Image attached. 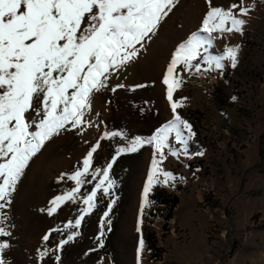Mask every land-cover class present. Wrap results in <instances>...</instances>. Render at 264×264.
Returning <instances> with one entry per match:
<instances>
[{"label":"rangeland","instance_id":"obj_1","mask_svg":"<svg viewBox=\"0 0 264 264\" xmlns=\"http://www.w3.org/2000/svg\"><path fill=\"white\" fill-rule=\"evenodd\" d=\"M243 2L245 7L254 5L248 15L240 17L246 21L243 33H213V46L207 53L220 55L222 45H239V51L244 47L247 62L239 67L237 78L230 80L223 75L210 93L206 78L209 71L197 72L195 67L184 70L182 65L176 70L183 81L173 93V100L182 104L177 114L195 132L187 151L207 148L216 151V157L210 154L204 159L194 155L186 159L184 146L176 142L175 133H170L169 143L178 155L163 149L165 158L159 167L173 173L176 179L164 183V177L158 173L160 182L153 183L142 208L154 145L144 143L136 152L118 154L136 137L147 141L173 120L166 85L162 83L167 66L175 49L193 32L208 35L199 31L209 10L205 0H179L163 18L156 34H150L151 39L144 42L137 57L112 75L107 87L94 93L85 123L78 128L69 125L68 130L54 136L25 168L11 202L0 209V226L11 233L0 236V241L10 245L2 254L7 264H137L141 238L144 247L140 264H264V135L262 157L244 175L247 185L243 194L256 204L242 226L235 225L229 203L216 202L213 178V174H220L223 163L232 171L231 163L237 161L234 155L248 140L243 135L249 133L245 126L240 131L229 127L222 111L226 108L225 98H221L231 95L248 99L246 92L263 80L264 0ZM239 3L240 0H212L213 7L225 9ZM201 53L204 54L203 50ZM201 61L193 64L205 67ZM238 108L246 111L245 106ZM226 130L235 146L226 141ZM113 132L119 135H110ZM94 146L89 171L77 186L71 176L83 171V160ZM230 153L234 162L227 157ZM156 159L159 161V153ZM108 164L112 165L108 175L112 186L105 193L108 183L101 185L89 208L84 201L103 179V169ZM208 174H212V179L196 185ZM218 180L226 182L224 178ZM207 187H212V193H207ZM160 192L170 199L178 198L170 214L160 207L156 198ZM66 194H72V198L64 200L49 215L51 202ZM81 217L77 227L76 220ZM165 218L173 219L170 227L174 231L163 225ZM249 231L256 236H250ZM45 235L49 236L47 241L43 240ZM69 236L73 239L68 240ZM61 240L68 242L58 247ZM45 250L46 254L41 255Z\"/></svg>","mask_w":264,"mask_h":264},{"label":"snow or ice","instance_id":"obj_2","mask_svg":"<svg viewBox=\"0 0 264 264\" xmlns=\"http://www.w3.org/2000/svg\"><path fill=\"white\" fill-rule=\"evenodd\" d=\"M178 2L0 0V160L3 161L0 162V209L11 202L10 197L32 158L46 142L61 131L68 130L69 125L78 128L85 123L84 117L91 108L94 93L107 87L111 76L137 57L144 42L156 34L163 18ZM205 2L209 10L199 31L208 35L201 36L193 32L180 43L162 79L174 113L173 120L158 129L147 141L136 137L127 148H120L118 152H136L144 143L154 145L142 208L147 203V195L153 183L160 182L158 173L164 177V183L176 179L173 173L159 167L165 158L163 149L168 148L171 155H178L169 143V134L175 133L176 142L184 146V155H192L188 153L187 146L195 132L192 125L177 114V108L182 104L173 100L174 90L183 82L176 72L177 67L182 65L184 70L195 67L199 72L200 63L193 64V61L201 59L209 66L214 64L217 69L224 67L221 61L225 59L231 62L233 68L237 66L239 45L225 47L222 55L207 54L213 46L212 34L233 31L242 34L246 21L240 17L248 15L254 5L245 7L243 0H240L239 4H232L225 9L213 7L212 0ZM236 9L238 11L234 12ZM110 135L116 136L119 133L113 132ZM95 151L94 146L84 158L83 171H77L71 176L77 186L82 182L81 177L88 173ZM156 153L160 155L159 161ZM203 154L194 153L200 156ZM111 167L108 164L103 169V179L85 199L84 203L89 208L101 185L108 183V187L104 188L105 193L112 186L113 182L108 179ZM71 198L72 194L56 197L51 202L53 207L48 210L49 215L60 203ZM82 218L76 220L77 227ZM137 231H140L139 223ZM10 235L0 226V236ZM48 239V235L43 237L45 241ZM71 239L73 237L69 236L68 240ZM68 240H61L58 247H62ZM9 247V243L0 241V264H7L2 254ZM143 247L144 240L141 238L137 249V264H140ZM56 259L59 261L60 257Z\"/></svg>","mask_w":264,"mask_h":264},{"label":"crops","instance_id":"obj_3","mask_svg":"<svg viewBox=\"0 0 264 264\" xmlns=\"http://www.w3.org/2000/svg\"><path fill=\"white\" fill-rule=\"evenodd\" d=\"M225 47H227V45H222L219 51L220 55L223 54ZM244 49L245 48L242 47V51L238 50V62L235 68L231 66V62L229 60L225 59L221 61V63L224 64V67L222 69L215 68L214 64L209 66L208 64L204 63L203 60L201 62L206 66L202 67L201 69H203V71H205L206 73L207 71H209L210 74H214L216 71H222L224 75H227V79L233 80L237 78L239 67L244 66L243 64H246L247 62L244 60ZM262 77L263 80L258 82L259 85L254 90L252 89L251 91L246 92L247 96L249 97L248 99L237 98L234 100L233 96L229 95V105L226 106V108H222L223 118L225 119L229 127H231V129L240 131V129L245 126V131H249L248 134L243 135V139L246 140L248 138L244 147L239 149V151L234 155L237 161L236 163H231L230 167L233 168L232 171L228 168L229 165L227 163H223L221 168L222 171L220 172V174H213L216 186L215 196L217 198V201H215L217 203L219 202V200L220 202L226 201L230 204L233 211L232 215L236 222L235 225L237 226H242L245 223L246 219L253 213L254 206L256 204L254 203V201L247 199V196L243 194V191H245L244 187H246L247 185V182L245 183V181L243 180L245 171L249 168V166L255 167L256 165H258L256 162L260 157H262L263 154L262 137L264 135V74L262 75ZM193 81L197 82L198 80L194 79ZM227 86L229 89L228 83ZM244 100L247 101L245 102ZM239 102H241L243 105ZM242 106H245L246 111L238 108ZM229 142L230 145L232 144L235 146V143H233V141L230 140ZM196 152H203L204 154L202 156H196H200L204 159L210 157V154L215 157L217 155L216 151L211 152V150L205 148L201 150L199 149L197 151L188 150V153L192 155L184 156L186 159H191ZM229 155H231V153ZM227 157L232 159V162L235 161V158L232 157V155ZM211 175L212 174H208L204 176L203 181H196V185L204 184V180L207 178L212 179ZM218 178H224L226 179V182L225 180H218ZM247 188L250 189V187ZM249 235L252 236L254 234H251V232L249 231ZM262 236L264 237V235Z\"/></svg>","mask_w":264,"mask_h":264},{"label":"built area","instance_id":"obj_4","mask_svg":"<svg viewBox=\"0 0 264 264\" xmlns=\"http://www.w3.org/2000/svg\"><path fill=\"white\" fill-rule=\"evenodd\" d=\"M224 75V73L222 71H216L214 74H210L209 76H207V80L209 83V87H210V93L212 92V90L214 89V83H216L217 79L222 78ZM225 135L228 136V140L230 141V132L228 130L224 131ZM250 138V137H249ZM212 192V187H207V193ZM173 207H172V211H173ZM173 222V219H166L165 218V222L163 225H165L166 227H170V223ZM162 225V226H163ZM174 231V228L170 227V232Z\"/></svg>","mask_w":264,"mask_h":264},{"label":"trees","instance_id":"obj_5","mask_svg":"<svg viewBox=\"0 0 264 264\" xmlns=\"http://www.w3.org/2000/svg\"><path fill=\"white\" fill-rule=\"evenodd\" d=\"M223 84V83H220ZM225 98V99H223ZM221 99L224 100L226 106L229 105V98L226 97H222ZM220 99V100H221ZM156 198L161 202L160 207H164L165 210H167V212L170 214L172 211V207H174L173 205H176L178 203V198L177 197H173V198H168L166 195H164L162 192L157 193ZM171 218V216L169 217Z\"/></svg>","mask_w":264,"mask_h":264},{"label":"bare ground","instance_id":"obj_6","mask_svg":"<svg viewBox=\"0 0 264 264\" xmlns=\"http://www.w3.org/2000/svg\"><path fill=\"white\" fill-rule=\"evenodd\" d=\"M210 193H212V192H210Z\"/></svg>","mask_w":264,"mask_h":264}]
</instances>
